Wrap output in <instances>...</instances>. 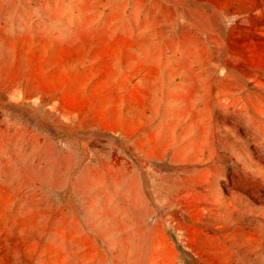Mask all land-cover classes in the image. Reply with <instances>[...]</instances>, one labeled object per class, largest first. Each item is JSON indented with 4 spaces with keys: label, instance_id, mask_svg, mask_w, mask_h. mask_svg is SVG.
I'll list each match as a JSON object with an SVG mask.
<instances>
[{
    "label": "rangeland",
    "instance_id": "374dc122",
    "mask_svg": "<svg viewBox=\"0 0 264 264\" xmlns=\"http://www.w3.org/2000/svg\"><path fill=\"white\" fill-rule=\"evenodd\" d=\"M260 258L264 0H0V264Z\"/></svg>",
    "mask_w": 264,
    "mask_h": 264
},
{
    "label": "bare ground",
    "instance_id": "6f19581e",
    "mask_svg": "<svg viewBox=\"0 0 264 264\" xmlns=\"http://www.w3.org/2000/svg\"><path fill=\"white\" fill-rule=\"evenodd\" d=\"M151 197L154 198L155 196L151 194ZM156 198H161V197L158 196V197H156ZM130 247H131V246H130ZM258 262H259L260 264H263V263H264V259H263V258H260V259L258 260Z\"/></svg>",
    "mask_w": 264,
    "mask_h": 264
}]
</instances>
